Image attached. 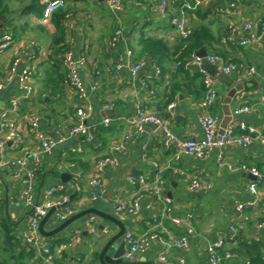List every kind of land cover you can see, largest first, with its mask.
Segmentation results:
<instances>
[{
    "label": "crops",
    "instance_id": "1",
    "mask_svg": "<svg viewBox=\"0 0 264 264\" xmlns=\"http://www.w3.org/2000/svg\"><path fill=\"white\" fill-rule=\"evenodd\" d=\"M7 1L13 11L10 14L14 18L13 25L18 30L12 47L0 53V80L5 81V88L0 92V137L5 129L2 113L20 96L17 75L10 82L7 80L16 58H21L24 65L33 69L35 96L23 100L11 119L16 121L25 135L30 121L38 116L40 130L45 134L55 139L60 135L66 136L76 122L78 101L75 90L65 81L62 95L40 93L39 81L51 70L49 49L55 28L42 24L35 12H25L22 0ZM65 1L68 38L75 57L78 58L82 50L88 56L87 63L80 68L82 82L87 87L93 83L98 85L97 91L89 94L94 112L87 124L100 127L93 144L87 143L83 135H77L43 158V168L35 178V197L37 202L49 201L55 204L52 209L57 208L46 224V230H54L73 216L94 209L116 218L125 227V232L156 235L147 252L134 261L141 264H161L158 260L160 254L174 259L184 257L186 264H208V243L218 237L224 238V249L238 246L242 239L257 245L264 253V228L259 227L264 222L261 209L237 210L239 204L253 199L250 192L252 184L257 185V196L264 199V144L257 141L251 146H229L216 149L205 158H196L183 154L177 156L174 149H167L161 137L155 135L152 126H145L141 132L126 140L125 134L130 132V127L124 118L132 115L138 104L161 116L178 138L201 140L203 131L199 122V104L206 97V87L199 69L183 70L171 55L159 66L163 73L154 97L149 96L141 85L143 79L153 74L152 63L148 59L145 58L146 64L137 75H133L128 66L118 74L108 72L116 65L119 56L125 58L128 49L133 51L134 61H138L135 50L144 34L166 37L172 47L178 20L184 19L189 29L206 24L213 35L209 55H220L228 62H243L257 69L251 81L243 76L224 75L217 66L206 64L217 94L216 103L210 111L219 118V131L227 122L228 127L243 122L263 130L264 39L257 46L242 47L229 43L226 37L231 27L238 28L247 22L259 30L264 20V0H216L198 9L186 8L194 0H180V3L170 0H126L125 9L118 14L109 11L105 0ZM26 2L31 3L32 0ZM182 4L185 6L182 7ZM119 28L123 30L124 40L115 50L110 42ZM7 31L12 33L9 28ZM172 97L173 100L169 102ZM171 103H175V108L169 111ZM107 105L111 108L107 109ZM243 106H249L250 112L234 116V110ZM228 110L231 112L229 120L226 114ZM105 118L113 119L108 127L101 126ZM120 142L126 146L127 153L119 156L117 167H110L102 174L106 191L92 199L91 195L96 190L89 182L96 174L95 164L109 152L112 145ZM37 148V141L27 136L20 146L10 142L7 156L17 159L26 151ZM229 163L247 166L260 177L254 180L250 172L232 171L225 165ZM178 170L185 172V175L181 176ZM62 174H67L71 181L63 182ZM129 174L145 175L150 187L142 190L138 186H131L126 181ZM157 177L164 180L165 201L157 199L150 191ZM0 180L3 190L0 202V264H42L37 251L23 237L31 210L19 203L16 197L24 185L12 168L0 170ZM193 180L203 184L202 192L197 193L189 188ZM54 187L60 190L48 196V191ZM69 190L72 193L69 194ZM62 198L67 201L57 206ZM124 200H137L140 212L136 215L118 214L116 207ZM66 204L74 208V214L61 221L57 213ZM165 204L172 210L173 217L189 219L195 230L188 252L174 247V242L183 235L185 227H177L162 218ZM91 217L95 219L93 229L88 223ZM232 227H237L239 232H233ZM120 231V226L112 221L91 215L73 222L52 238H43L56 260L82 259L89 264H100L99 255L105 242ZM125 250L127 253L126 246ZM228 263L250 264V260L233 256Z\"/></svg>",
    "mask_w": 264,
    "mask_h": 264
},
{
    "label": "built area",
    "instance_id": "2",
    "mask_svg": "<svg viewBox=\"0 0 264 264\" xmlns=\"http://www.w3.org/2000/svg\"><path fill=\"white\" fill-rule=\"evenodd\" d=\"M44 5V15L41 19L42 24L50 25L52 14L66 6L65 0H41ZM126 0H105L109 11L113 14H118L125 9ZM173 3H180V0H170ZM216 0H194L193 4L186 5L187 9H198L201 6L214 2ZM185 5L182 4V7ZM176 32L181 38L188 39L192 29H189L184 22V19L176 22ZM234 27V26H233ZM231 27L229 35L226 37L229 43H237L239 46H257L261 44L264 39V20L257 30L256 26L251 22L244 23L238 28ZM124 40V33L121 28L114 32L111 38V47L117 50L120 47L121 42ZM13 35L8 31L0 32V53L8 51L14 43ZM73 48L64 52L61 59L63 69L66 71L67 82L75 90L78 104L76 106V122L70 128L68 134L60 135L58 138H52L40 130L39 122L40 117H35L30 121L27 128L26 135L22 134L16 121L11 119V116L17 112L23 100L32 98L35 94V88L33 86V69L23 64L21 58H16L10 68L8 75V81L10 82L15 75L18 77V85L20 96L15 98L11 102L9 109L2 113V120L4 121L3 136L0 137V170L12 168L16 177L20 178L21 183L24 185L23 189L17 195V201L31 210L30 218L23 229V237L27 244L41 257L42 264H89L85 260H56L55 254L52 249L46 245L43 236L39 232V226L41 221L47 216L49 211L55 204L49 201L39 203L35 197L36 190V174L43 168V158L51 155L55 152L58 146L68 139H71L77 135H83L86 142L93 144L96 142V127L87 124V120L94 112V106L90 99V93L96 92L98 85L93 83L88 87L84 85L80 76V68L87 63V53L80 51L78 58L75 57ZM145 59L134 61V53L131 49L126 52L125 58L119 56L116 65L109 69L111 74H118L122 68L128 66L133 75H137L145 66ZM206 64L217 66L218 70L224 75H238L243 76L247 80H251L257 74V69L254 66H249L243 62L234 63L226 61L220 55H209L206 57H200L198 53H192L184 61L178 62L177 66L183 70H189L190 68H197L200 71V75L203 77V82L206 87V97L200 102L199 107L201 110L200 126L203 131V138L201 140L193 139H180L169 127V124L162 119L161 116L149 112L143 105L138 104L134 110V113L124 120L130 127V132L125 134V139L130 140L133 135L138 134L143 130L145 126H152L156 136L161 137L164 146L167 149H174L177 156L187 155L196 158H205L216 149H223L229 146H251L257 141L264 144V129L258 130L247 124L240 122L236 125H231L225 130L224 134L219 133V118L211 113V108L215 105L217 94L214 88L213 80L206 70ZM153 74L147 79L141 81V85L147 94L151 97L156 96L157 86L162 79V69L157 65H152ZM5 88V81L0 80V92ZM107 109L111 106L107 105ZM175 108V103H171L168 106V110L171 111ZM251 108L249 106L239 107L234 110V116H240L249 113ZM112 118H105L101 122V126L108 127L112 124ZM34 138L38 143V148L34 150L26 151L20 158L9 159L8 144L10 142L17 143L18 146L22 145L25 137ZM127 153L126 146L123 142L112 145L109 148V152L103 155L95 164L96 174L91 179L89 184L92 186L95 192L91 195L92 199H96L99 194H103L106 191V186L103 181L102 174L108 168H115L119 164V156H124ZM226 167L232 171L252 173L257 178L260 175L249 169L247 166H235L233 164H225ZM158 169V165L155 166ZM178 170L181 176L185 175V172ZM81 177V174L78 175ZM126 181L131 186H138L144 190L149 186L148 180L143 174H129L126 177ZM165 183L163 179L156 178L155 182L151 186V193L159 200L165 201L164 198ZM194 192H202L204 186L200 181L193 180L189 187ZM60 190L58 187L51 188L48 191V196L57 193ZM250 192L253 195V199L247 203L239 204L237 210L242 212L245 210L260 208L264 214V199H260L257 195V185L252 184L250 186ZM3 199V190L0 180V202ZM66 198H62L56 205L60 206L66 202ZM118 214H132L136 215L140 212V204L137 200L128 202L126 200L120 201L115 210ZM74 214V208L67 204L57 213V217L61 221H66L70 216ZM162 218L169 220L173 225L177 227H185L183 235L174 242V247L188 252L191 249L190 238L194 235L195 230L191 226L189 219H181L173 217L172 210L167 204L164 205L162 210ZM95 219L91 217L89 219V226L93 229ZM260 228H264V222L260 224ZM233 232L236 234L239 232L237 227H232ZM107 233V232H106ZM156 239L155 234L145 233L143 235H137L133 231H127L124 235V241L127 247V258L134 262L138 256L144 255L151 242ZM226 243L223 237H218L217 240L208 243V264H225V260H230L232 255L227 253L223 259L221 251L224 249ZM158 260L161 264H186L184 257L178 259L170 258L167 254H160ZM264 260V257H263Z\"/></svg>",
    "mask_w": 264,
    "mask_h": 264
},
{
    "label": "trees",
    "instance_id": "3",
    "mask_svg": "<svg viewBox=\"0 0 264 264\" xmlns=\"http://www.w3.org/2000/svg\"><path fill=\"white\" fill-rule=\"evenodd\" d=\"M22 1L25 4L23 7L25 12H35L39 19L43 18L45 7L41 0H32L31 3H25L26 0ZM12 12L10 10L8 1L0 0V32L7 31L9 28L12 31V33H10L13 35V37H16V31L18 29L13 25L14 18L10 16ZM67 17L68 10L65 8L55 11L51 16L50 26L55 28V35L52 39L49 49L51 70L45 77L41 79V81H39V83H41V94L47 92V94H51V96H58L59 94L62 95L65 81L67 82L66 71L63 69L61 64V59L64 52L72 49V45L70 44L68 38V29L66 26ZM174 40V46L171 47L166 37L148 34L142 35L138 41V49L135 50L138 54L137 60L146 58L152 63V65L161 67L169 55H171L172 58H174V61L178 63L187 59L190 54L198 53L203 49L206 50L208 54H211L210 46L213 40V35L210 28L206 24L198 25L192 28L188 39L181 38L176 34ZM172 49H174V52H171ZM33 96H35V94ZM173 98L174 97L169 98V102L172 101ZM98 128H96V139L98 135ZM240 241V244L232 249H223L220 252L222 258L224 259L226 254L229 253L232 255V258L233 256L234 258H249L250 264H264V253L261 252V249L257 245H252V243L249 244L242 239ZM225 264H229L227 260H225Z\"/></svg>",
    "mask_w": 264,
    "mask_h": 264
},
{
    "label": "water",
    "instance_id": "4",
    "mask_svg": "<svg viewBox=\"0 0 264 264\" xmlns=\"http://www.w3.org/2000/svg\"><path fill=\"white\" fill-rule=\"evenodd\" d=\"M2 27V25H1ZM198 55L200 57H206L207 52L206 50H200L198 52ZM252 81V80H251ZM228 115L227 120L231 119V112L228 110L226 112ZM228 122L224 124L222 129L219 131L220 134H224L226 128L228 127ZM253 175V174H252ZM250 173V177L254 178V180H257V177L255 175L252 176ZM61 179L63 182L67 183L71 181V178L67 174H62ZM69 194L72 193V190H69ZM57 211V208H53L50 210V212L47 214V216L41 221L39 226V232L44 238H52L65 228H67L69 225H71L73 222L83 218V217H90L91 215H97L101 216L103 218H106L109 221H112L113 223L120 226V233L113 236L112 238L108 239L105 242V245L103 246L100 255H99V262L100 264H141L140 262H132L130 261L126 256V250H125V242L123 241L124 234H125V227L121 224L120 221H118L116 218L104 214L102 212H99L98 210H87L86 212H82L76 216H73L70 218L66 223H64L62 226H59L55 228L54 230L47 231L46 230V224L49 222V220L52 218V215ZM153 264V263H148Z\"/></svg>",
    "mask_w": 264,
    "mask_h": 264
}]
</instances>
